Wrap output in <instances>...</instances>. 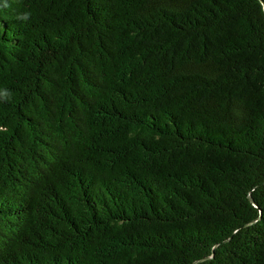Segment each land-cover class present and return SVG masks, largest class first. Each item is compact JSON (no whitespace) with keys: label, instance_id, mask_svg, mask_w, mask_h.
I'll use <instances>...</instances> for the list:
<instances>
[{"label":"trees","instance_id":"obj_1","mask_svg":"<svg viewBox=\"0 0 264 264\" xmlns=\"http://www.w3.org/2000/svg\"><path fill=\"white\" fill-rule=\"evenodd\" d=\"M0 85V264H264V0H3Z\"/></svg>","mask_w":264,"mask_h":264},{"label":"clouds","instance_id":"obj_2","mask_svg":"<svg viewBox=\"0 0 264 264\" xmlns=\"http://www.w3.org/2000/svg\"><path fill=\"white\" fill-rule=\"evenodd\" d=\"M3 2V0H0ZM6 6V3H5ZM30 18L29 12H24L20 15L19 19L22 21H28ZM13 99V92L10 88L0 85V104L11 102Z\"/></svg>","mask_w":264,"mask_h":264},{"label":"water","instance_id":"obj_3","mask_svg":"<svg viewBox=\"0 0 264 264\" xmlns=\"http://www.w3.org/2000/svg\"><path fill=\"white\" fill-rule=\"evenodd\" d=\"M249 200H250V202L254 205V201H253V199H252L251 197H249ZM252 223H253V222H251V223H247V224L243 225V227L249 226V225L252 224Z\"/></svg>","mask_w":264,"mask_h":264}]
</instances>
